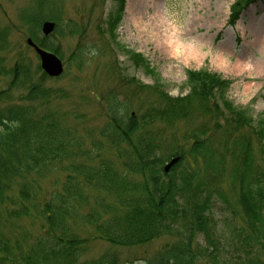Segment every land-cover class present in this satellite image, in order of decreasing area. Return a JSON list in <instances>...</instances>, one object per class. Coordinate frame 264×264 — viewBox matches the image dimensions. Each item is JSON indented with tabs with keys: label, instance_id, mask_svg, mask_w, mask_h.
<instances>
[{
	"label": "trees",
	"instance_id": "16d2710c",
	"mask_svg": "<svg viewBox=\"0 0 264 264\" xmlns=\"http://www.w3.org/2000/svg\"><path fill=\"white\" fill-rule=\"evenodd\" d=\"M115 1L122 11L125 0ZM54 4L38 0L35 10L41 13L34 10L22 20L36 28L51 20L59 32L63 19L52 12ZM2 31L0 77L8 84L0 90V264H119L109 252L84 261L92 238L129 248L166 239L147 264H264V127H254L244 109L225 99L227 82L192 71L189 95L165 96L139 117L113 97L99 133L80 135L75 108L60 110L66 95L44 85L48 77L34 65L30 47L19 46L12 65L5 66L1 52L11 42ZM75 31L70 22L69 32ZM46 41L36 42L51 50ZM194 99L201 100V114L210 123L185 129L179 144L161 151L163 141L151 128L190 117ZM246 129L261 148L258 158ZM219 130L217 159L209 141ZM175 157L179 162L165 173ZM218 204L224 207L220 217ZM27 218L35 221L34 232L23 227ZM81 225L92 230V238L77 231Z\"/></svg>",
	"mask_w": 264,
	"mask_h": 264
},
{
	"label": "rangeland",
	"instance_id": "374dc122",
	"mask_svg": "<svg viewBox=\"0 0 264 264\" xmlns=\"http://www.w3.org/2000/svg\"><path fill=\"white\" fill-rule=\"evenodd\" d=\"M54 1L52 12L62 17L63 24H58L59 32L44 37L43 23L36 28L22 20L35 10L38 0H0V31L3 30L11 42L10 49L1 54L5 57V66L9 67L18 47L27 48L28 37L37 42L46 38L51 50L58 48L56 54L63 60L65 72L59 78H46L44 85L63 90L66 98L59 107L66 113L75 108L74 116L80 122L75 125L77 134L89 132L96 136L99 133L107 121L106 104L113 97L127 104L130 115L139 117L159 107L165 96L189 95L192 71H208L220 76L228 83L225 99L244 109L254 127H264V76L258 73L264 59V0H252L248 4L244 0L240 6L241 0H125L122 11L121 3L115 0ZM134 1L144 3L141 15L148 20L157 5L166 20L180 31L189 22L190 35L180 38L197 45L196 52L188 57L184 53L175 57L163 51L156 45L152 29L146 23L137 25L132 21L130 8ZM34 13L40 14L41 10L36 9ZM70 22L76 26L77 33L69 32ZM29 54L35 66L40 64L34 51ZM7 84L8 80L0 77V90ZM191 106L190 117L172 125L159 121L151 128L163 141L161 151H169L179 144L185 129L193 130L204 125L203 122L210 123L209 115L201 114V100L194 99ZM210 134L207 138L211 139ZM244 135L252 141V155L258 158L261 148L254 142V133L246 129ZM209 146L213 158L221 157L220 130L209 141ZM225 163L227 169L233 165L229 157ZM223 180L228 198L234 202V192L226 185L227 180ZM223 209L217 205L218 217ZM21 222L29 232L35 231V221L31 218ZM76 229L83 236H93L88 227L81 225ZM166 241L161 239L129 248L114 247L92 238L86 245L83 260H99L109 252L116 254L119 264H147Z\"/></svg>",
	"mask_w": 264,
	"mask_h": 264
},
{
	"label": "bare ground",
	"instance_id": "6f19581e",
	"mask_svg": "<svg viewBox=\"0 0 264 264\" xmlns=\"http://www.w3.org/2000/svg\"><path fill=\"white\" fill-rule=\"evenodd\" d=\"M143 6V2L134 1V4L130 8L132 21L137 25L146 23L147 26L152 29L151 33L155 38V43L157 46L163 49V51H165L167 54L175 57L183 53L188 57L196 52L197 45L191 42L186 43L180 38V36L187 37L190 35L192 26L189 25V22L186 28L180 31L178 28H176L175 24L166 20L163 10L157 5H155L154 13L148 20L146 17L141 15V8ZM193 16L194 15H192V17ZM166 22H168V24L164 26ZM161 28H164V30L160 31ZM262 64L264 65V59H262V63L260 64L262 67H258V73L262 74L260 76H264V66Z\"/></svg>",
	"mask_w": 264,
	"mask_h": 264
},
{
	"label": "water",
	"instance_id": "95a60500",
	"mask_svg": "<svg viewBox=\"0 0 264 264\" xmlns=\"http://www.w3.org/2000/svg\"><path fill=\"white\" fill-rule=\"evenodd\" d=\"M55 27L56 24L54 22L47 21L42 26V33L45 36H49L55 30ZM27 44L32 47L40 57L41 67L47 75L50 77H60L64 73L63 61L55 53L39 47L31 38L27 40ZM178 161L179 158L171 160L165 166V172H169Z\"/></svg>",
	"mask_w": 264,
	"mask_h": 264
}]
</instances>
